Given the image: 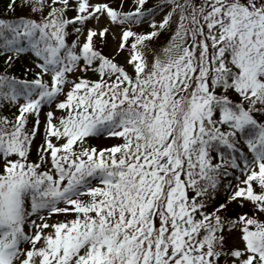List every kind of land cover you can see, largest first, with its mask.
I'll list each match as a JSON object with an SVG mask.
<instances>
[{
	"label": "rangeland",
	"instance_id": "obj_1",
	"mask_svg": "<svg viewBox=\"0 0 264 264\" xmlns=\"http://www.w3.org/2000/svg\"><path fill=\"white\" fill-rule=\"evenodd\" d=\"M153 1L160 3L147 12ZM153 1L22 0L42 29L24 34L21 20L14 54L45 84L10 103L7 118L20 119L17 126L0 117V264H105L114 250L116 264L262 263L251 232L216 222L235 204L263 211L264 158L245 165L231 201L213 218H198L201 205L189 196L195 160L185 165L183 157L203 127H216V77L208 79L216 69L241 73L231 89L248 112L264 107V2L259 11L244 0ZM142 38L154 51L135 50L133 41ZM147 68L150 82L164 85L149 96L151 105L136 104L118 117L99 113L115 91L132 98L122 70L138 75ZM102 79L113 87L110 96L103 88L94 93ZM171 107L176 120L162 125L160 111ZM244 111L239 121H250ZM222 133L230 140V130ZM62 144L74 147L65 159ZM133 145L137 151L122 153ZM207 152H200L201 170L213 159ZM132 158V167H123ZM27 177L35 189L26 187L28 197L18 199ZM260 216L249 223L256 235ZM118 218L128 231L109 229Z\"/></svg>",
	"mask_w": 264,
	"mask_h": 264
},
{
	"label": "trees",
	"instance_id": "obj_2",
	"mask_svg": "<svg viewBox=\"0 0 264 264\" xmlns=\"http://www.w3.org/2000/svg\"><path fill=\"white\" fill-rule=\"evenodd\" d=\"M49 3L55 0H47ZM153 1V0H152ZM249 6H253V9L262 11L260 6L264 2V0H244ZM160 2H154L150 4L149 9L156 7ZM55 7L56 4H47L48 8ZM148 9V8H146ZM147 11V10H146ZM77 14V10H76ZM23 20L25 24L21 29H23L24 34L28 32V30L38 31L42 27L40 24L34 23L33 16L29 13V7L26 2L22 3V0H0V117L7 120L8 116V108L10 103L13 101L15 96H19L21 94H29L38 89L37 83L45 84V81L42 80L40 76V72L35 68H29L25 64L26 62L20 60L14 54L13 46L19 43L17 27L19 23ZM174 18L171 20L170 27L173 26ZM26 25V26H25ZM144 29H137L138 34L145 33L150 26L143 27ZM35 31V32H36ZM30 33V32H28ZM164 33V31L162 32ZM35 36V35H33ZM145 37V36H144ZM145 38H142L144 40ZM41 40V39H40ZM38 41V45L43 42ZM138 39L137 41H133L132 46L135 50L140 54V51H148V45H146V40L142 41ZM40 42V43H39ZM150 46V45H149ZM140 50V51H139ZM149 51H154L153 48H149ZM150 54V52H149ZM144 59V57L142 56ZM107 67L113 65V62H107ZM120 62L117 63V65ZM94 67L98 68V71L104 73L103 68L97 65L96 61L94 63ZM101 72L95 75V77L100 78ZM123 75L127 82H122L125 84H131L133 88H130L133 95L132 98L128 96V94H122V90L115 91V95L112 94L114 98L113 102L111 100L105 99L104 103L100 104L99 113L103 110L102 114L115 112V116H120L127 110H131L134 112L136 109V104L141 105H151L149 101V96H155V91H162L163 84L159 82V85H154L150 81V77L146 75L149 74V70H140L138 75H132L129 69L122 70ZM208 79L212 80L216 77V85L212 83L214 91L216 92L215 98H213L212 104V113L213 118L217 121L216 127H209L207 130L202 128V136H199L195 144L189 149V151L185 152L183 157V161H185V165L188 164V158L194 159V168H191L190 171L193 173L189 176L193 181L192 186L189 188V196L193 199L194 203L197 205H201V212L197 217L200 218L204 215H208L210 218H213L215 213L222 207L225 203L230 202L234 195V188L238 183L239 177L245 167L246 164L254 161L255 158H264V138L260 136L264 134V107L258 108L255 112H248L247 109L243 106L242 100L238 97V94L234 93L231 87L235 86L237 83H234L232 80L238 77V79L242 80L241 73L233 70L232 68H228L224 66L222 68L216 69L212 72V76L208 75ZM185 79L181 80L183 83ZM264 80V78H263ZM183 81V82H182ZM264 82V81H263ZM187 83L185 82L184 86H182V91L185 93V88ZM130 86V85H129ZM99 90H96L98 89ZM106 92L107 90L112 91L113 87L110 86V83L102 79L95 86L94 93H98L101 89ZM117 90V89H116ZM140 91L141 97H136V92ZM181 91V90H180ZM103 92V91H100ZM183 94V93H182ZM105 95V93H104ZM106 96H110L106 92ZM100 102V101H99ZM155 105V103L153 102ZM132 108V109H131ZM156 109V107L154 108ZM173 107L160 111L161 114V124L167 125L176 120V114L173 113ZM243 109V110H242ZM246 110L251 116L250 121H239V119L244 118L247 114L244 111ZM209 113V114H212ZM174 115V117L169 116ZM228 115V117H227ZM4 116V117H2ZM211 116V115H210ZM226 116V117H225ZM172 117V118H171ZM15 119V118H14ZM13 119V120H14ZM20 119H16V122H13L12 119H8L10 127L17 126L18 121ZM222 120V122H220ZM12 123H14L12 125ZM206 121L204 122V124ZM223 130H230L232 132V136L230 140H223ZM2 137L7 140L10 139L11 143H15L18 140L12 137H7V134H2ZM206 140L207 143H205ZM26 143V139L23 138L20 143ZM16 145V143H15ZM206 147V151L213 159L208 160L207 163L204 164L205 167L203 169H199L198 167L201 165L200 161V152L202 149ZM61 148H64V153L62 159H65V152L73 151L74 147H65L64 144L61 145ZM85 147H77L75 150H79L81 153H85ZM139 149V148H138ZM137 151L135 146H131V148L126 149L122 153H133ZM30 161L35 163L36 155L33 150H30L28 153ZM117 158H122V155H118ZM134 159L129 161L128 164H125L123 167L131 168L135 163ZM197 166V168H195ZM136 170H140L139 168ZM128 169H120V172H127ZM31 172V171H29ZM28 173V171L26 172ZM204 174V175H203ZM30 175V173L28 174ZM116 176V173H113ZM28 178V177H27ZM198 178V179H197ZM30 179L28 178V181ZM29 186L24 185L20 189L21 195L18 194V199H24V197H28L24 192L26 187H31L35 189L34 181H29ZM115 184V183H114ZM113 184V186H114ZM14 196V195H13ZM2 208L8 205L7 202H2ZM7 203V204H6ZM263 208L259 210H263L262 212H255L256 209L251 205H240L235 204L232 208L228 209L220 218L219 222L221 226H240L242 229L247 230V232H251L253 243L258 251L264 254V226L262 227V232L259 235L253 234L251 230H253V226H249L251 222L250 219L254 218L255 214H261L259 219L264 220V205ZM5 209V208H4ZM254 213V214H253ZM116 219L117 222L110 220L108 223L109 229H123L127 230V225H123L122 221ZM226 224V225H225ZM253 224V221H252ZM213 226V225H211ZM130 227V226H129ZM218 228V227H213ZM212 229V228H211ZM210 229V230H211ZM210 231L209 229H207ZM169 233V232H168ZM201 238V237H200ZM198 239V237H197ZM116 251H112L111 255L106 257V263H117L115 259ZM263 260L261 264H264V257L259 259Z\"/></svg>",
	"mask_w": 264,
	"mask_h": 264
}]
</instances>
